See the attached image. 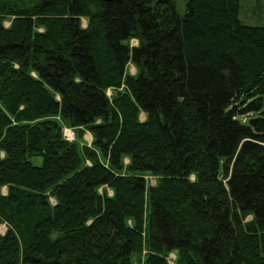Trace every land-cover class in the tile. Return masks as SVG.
Wrapping results in <instances>:
<instances>
[{
  "label": "trees",
  "instance_id": "trees-1",
  "mask_svg": "<svg viewBox=\"0 0 264 264\" xmlns=\"http://www.w3.org/2000/svg\"><path fill=\"white\" fill-rule=\"evenodd\" d=\"M240 14L0 0V264H264V24Z\"/></svg>",
  "mask_w": 264,
  "mask_h": 264
},
{
  "label": "rangeland",
  "instance_id": "rangeland-1",
  "mask_svg": "<svg viewBox=\"0 0 264 264\" xmlns=\"http://www.w3.org/2000/svg\"><path fill=\"white\" fill-rule=\"evenodd\" d=\"M176 1V6L177 9L180 13H184L185 11V4H186V0H175ZM241 17L242 19L250 24H264V0H241ZM5 24L8 26L10 24L9 21H5ZM83 24L86 26L87 22L84 19L83 20ZM131 45H137L138 44V40L137 39H132L130 40ZM127 70L131 73V74H135L137 72L136 67L133 64H130L127 68ZM111 90H108V94L111 95ZM145 116L142 114V119H144ZM243 121H245L247 119V116H241L240 117ZM65 130H69L68 127H66L64 129ZM74 133V137L73 140H77V141H81V142H85L87 144H91L92 140H93V136L89 131L84 132L82 137H78L76 138V132L73 130ZM72 140V141H73ZM3 154V153H2ZM35 163H40L41 162V158L37 157L33 159ZM129 161L128 158L125 159V162L127 163ZM194 179V176L192 177ZM147 179L149 181L150 184H155L156 180L155 177L148 175ZM7 187H3L2 191L4 194L7 193ZM108 193L111 195L113 192L110 188H107ZM53 203H56V200L54 198L51 199ZM250 219V216L247 218ZM6 224H2L0 226V232L3 234L6 232ZM175 259H176V254L175 253H171L169 256V262L170 264H174L175 263Z\"/></svg>",
  "mask_w": 264,
  "mask_h": 264
},
{
  "label": "built area",
  "instance_id": "built-area-1",
  "mask_svg": "<svg viewBox=\"0 0 264 264\" xmlns=\"http://www.w3.org/2000/svg\"><path fill=\"white\" fill-rule=\"evenodd\" d=\"M64 134H65V137L68 139V140H73V137H74V133L72 131H64Z\"/></svg>",
  "mask_w": 264,
  "mask_h": 264
},
{
  "label": "bare ground",
  "instance_id": "bare-ground-1",
  "mask_svg": "<svg viewBox=\"0 0 264 264\" xmlns=\"http://www.w3.org/2000/svg\"><path fill=\"white\" fill-rule=\"evenodd\" d=\"M69 130H71L72 132H73V130L72 129H69ZM66 131H68V130H66ZM64 136H65V134H64ZM66 138V137H65ZM67 139V138H66ZM68 140V139H67ZM68 141H72V140H68Z\"/></svg>",
  "mask_w": 264,
  "mask_h": 264
},
{
  "label": "crops",
  "instance_id": "crops-1",
  "mask_svg": "<svg viewBox=\"0 0 264 264\" xmlns=\"http://www.w3.org/2000/svg\"><path fill=\"white\" fill-rule=\"evenodd\" d=\"M138 45V44H137ZM132 46H136V45H132Z\"/></svg>",
  "mask_w": 264,
  "mask_h": 264
}]
</instances>
